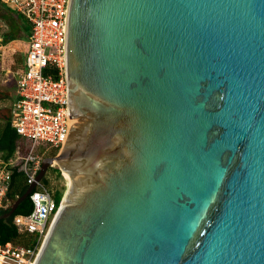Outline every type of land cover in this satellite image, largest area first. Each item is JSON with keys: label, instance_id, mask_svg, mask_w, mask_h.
<instances>
[{"label": "water", "instance_id": "1", "mask_svg": "<svg viewBox=\"0 0 264 264\" xmlns=\"http://www.w3.org/2000/svg\"><path fill=\"white\" fill-rule=\"evenodd\" d=\"M64 54L33 264H264V0H68Z\"/></svg>", "mask_w": 264, "mask_h": 264}, {"label": "built area", "instance_id": "2", "mask_svg": "<svg viewBox=\"0 0 264 264\" xmlns=\"http://www.w3.org/2000/svg\"><path fill=\"white\" fill-rule=\"evenodd\" d=\"M68 0H2L30 23L23 68L16 76V98L10 108L11 125L23 140V150L0 169V208L6 200L10 169L18 165L29 184L35 181L45 152L62 149L67 125V79L64 26ZM54 154V155H55ZM8 168V169H7ZM29 198L31 212L22 221L39 231L34 246L0 244V264H33L56 212L53 193L42 180L36 181Z\"/></svg>", "mask_w": 264, "mask_h": 264}, {"label": "trees", "instance_id": "3", "mask_svg": "<svg viewBox=\"0 0 264 264\" xmlns=\"http://www.w3.org/2000/svg\"><path fill=\"white\" fill-rule=\"evenodd\" d=\"M0 20L7 28L3 31L5 41L15 38H23L27 41L30 33V23L23 15L14 9L12 10L2 0H0ZM16 147L20 151L23 150L22 140L11 125L10 109L4 110V112L0 109V160L7 163L12 159ZM8 168L10 169V175L8 180L4 181L7 186L5 198L11 202L26 190L28 183L18 165ZM53 169L58 172L56 190L54 191V198L58 206L66 185L59 166H54ZM7 210L8 207H1L0 214L5 213ZM31 210L32 202L28 196L19 203L13 214L0 219V244L12 243L22 246H34L37 244L39 238L38 229L35 226L25 224L21 219L28 215Z\"/></svg>", "mask_w": 264, "mask_h": 264}, {"label": "rangeland", "instance_id": "4", "mask_svg": "<svg viewBox=\"0 0 264 264\" xmlns=\"http://www.w3.org/2000/svg\"><path fill=\"white\" fill-rule=\"evenodd\" d=\"M1 22H0V24H1ZM2 30H4V27H2L0 31H2ZM26 45H27V42H24V41L15 42V43L11 44V51L10 52L13 53V51H16L15 57L11 58L13 62H20V61L23 62V60H24V53L23 52L26 49ZM12 48H13V50H12ZM1 66H2V68L4 67L3 61H1ZM15 82H16V79H14L13 72L9 71V73H7L6 69L3 72L0 71V98L3 96V94H6L8 99H9L7 101L0 103V106H1L0 108H2V112H4V110H9V107L11 104L10 101H12V99H13L12 98L13 97V87L12 86L15 85ZM55 152H56L55 149H52V150L49 149L45 152V156L53 155ZM0 169H2V162H0ZM56 179L57 178H56L55 169H53V166L49 167L44 178L42 179V181L46 182L47 186L49 187V189L53 193V195L55 193L54 191L56 190V184H57Z\"/></svg>", "mask_w": 264, "mask_h": 264}, {"label": "crops", "instance_id": "5", "mask_svg": "<svg viewBox=\"0 0 264 264\" xmlns=\"http://www.w3.org/2000/svg\"><path fill=\"white\" fill-rule=\"evenodd\" d=\"M4 3V2H3ZM13 10V9H12ZM0 22H1V20H0ZM2 27H4V30L5 29H7L6 27H5V25H4V23L3 22H1V24H0V30H1V28ZM4 30H2V31H0V71L1 72H3L5 69H6V71H7V73H9V71H11V72H13V76H14V79H16V76H17V73L19 72V71H21L22 70V68H23V63H24V60H23V62H13L12 61V57H15V53H16V51H13V53L12 52H10L11 51V44L12 43H15V42H22V41H24V42H27L25 39H23V38H15V39H12V40H10V41H5L4 40V35H3V31ZM26 49H27V45H26ZM26 49H25V51L23 52L24 53V58H25V54H26ZM12 50H13V48H12ZM5 55V56H4ZM20 59V58H19ZM14 60V59H13ZM1 61H3V64H4V67L2 68V66H1ZM11 69V70H10ZM13 87V99H12V101H10L11 102V104H10V107H9V109L11 108V105H12V103H13V101L15 100V98H16V82H15V85L14 86H12ZM7 100H9L8 99V97H7V95L6 94H3V96L0 98V103H2V102H4V101H7ZM1 107V106H0ZM0 109H2V108H0ZM21 139V138H20ZM22 140V139H21ZM21 143V142H20ZM22 145H24V142H23V140H22ZM18 149V147H16V150ZM16 152V151H15ZM14 152V153H15ZM0 162H2L1 160H0ZM3 163L4 162H2V165H3Z\"/></svg>", "mask_w": 264, "mask_h": 264}]
</instances>
